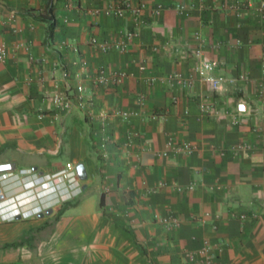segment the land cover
I'll return each mask as SVG.
<instances>
[{"label":"crops","instance_id":"obj_1","mask_svg":"<svg viewBox=\"0 0 264 264\" xmlns=\"http://www.w3.org/2000/svg\"><path fill=\"white\" fill-rule=\"evenodd\" d=\"M261 1L0 0V42L6 46L0 60V167L7 166L0 176L12 174L10 189L5 181L0 187L16 195L23 182L69 162L82 164L86 173L80 193L58 184L62 201L49 205L58 195L37 187L42 200L25 203L23 211L40 205L43 212L0 220V264H188L184 255L206 241L214 264H264ZM115 3L142 5L139 26L127 51L101 53L89 46L92 37L111 41L133 27L129 15L104 13ZM12 12L16 16L8 20ZM50 17L54 31L47 43ZM198 48L201 59L217 63L216 90L196 77ZM98 67L126 79L94 86ZM169 74L192 84L169 86ZM149 77L155 80L148 83ZM78 84L89 108L72 107L51 120V96H71ZM115 111L132 114L122 118ZM101 112L108 118L102 120ZM169 139L195 150H169L162 157ZM56 158L64 161L52 162ZM24 169L33 175L24 178ZM156 215H174L180 226L166 229Z\"/></svg>","mask_w":264,"mask_h":264},{"label":"built area","instance_id":"obj_2","mask_svg":"<svg viewBox=\"0 0 264 264\" xmlns=\"http://www.w3.org/2000/svg\"><path fill=\"white\" fill-rule=\"evenodd\" d=\"M75 3H80L81 0H74ZM74 4H72L73 6ZM177 10L183 11L185 7L183 5H176L175 6ZM143 6L138 5L134 7H128L127 5H124L122 3H115L111 5L108 9L104 10V13L106 15H113L118 18L125 17L126 15H129L130 21L132 23V28L124 31L117 39L111 40V41H103L100 42L95 37H92L88 44L90 47L94 48L95 50H98L101 53H108L110 51H117L120 53H123L128 50L131 42L133 41L134 37L136 36L135 29L139 26V14L142 10ZM257 10L260 13H264V0L259 3V6ZM15 14L12 12L9 14L8 20H13L15 18ZM0 23H2V20L0 18ZM196 39H200L199 35H195ZM200 48L195 49L193 52V56L198 59L197 65L195 67V74L196 77L199 78L202 82L208 84L212 90H216L220 84L219 80L214 77V72L217 67L216 61H205L201 59L200 54ZM6 57V46L5 43L0 42V60H4ZM78 69L80 72H84L86 69V62L84 60H80L78 62ZM140 71H144L145 67L141 65L139 67ZM260 71L264 75V64H261ZM126 74L123 72H111L109 74L106 73L105 69L103 67H98L91 79V83L94 86L98 87H106L107 85L114 84L118 85L122 83L126 79ZM239 77L242 79V75H239ZM155 79L149 77L147 79L148 83H152ZM165 82L169 85H177L179 87L188 88L191 86L192 81L190 79H185L181 77L179 74H169L166 76ZM85 89L81 84H78L75 88V93L71 96L67 94H63L61 92H55L51 98V112H50V119L56 120L58 116L62 113L69 112L72 107H76L79 110H86L89 108V103L84 95ZM258 95L264 99V85L261 83L258 86ZM143 97L140 98V101H143ZM114 115L122 118H128L132 113L127 111H115L113 113ZM109 114L107 112H101L100 118L102 120L107 119ZM238 119H233V124H237ZM167 151L161 153L160 155L162 157L167 156V152L169 150H172L174 153L179 154H191L195 147L191 145L190 143H180V144H174V142L169 139L166 143ZM243 145H239V149L243 148ZM12 174H3L0 176V181H3L4 179L11 178ZM20 175L26 177L32 176L31 170H20ZM79 176L76 172L75 165L71 162L66 164V167L63 170H60L59 172H56L51 175H43L40 177L35 178L33 181L29 182H23L22 187H24L23 192L18 193L16 195L8 196L6 194V191L0 187V220L3 221H9L14 220L17 216H23V217H31L33 215H36L38 213L43 212L46 207H42L40 205H37L35 208H33L31 211H23V206L26 204H32L34 202H39V200H42L39 196L40 192L36 191L37 187H46L44 190H49L50 188L53 189L54 193L58 195V197L55 199V201L50 202L49 205L57 204L61 202V197L59 196V186L58 184H62L64 186L65 190H74L77 193H80V184H79ZM34 182V183H33ZM189 189H192V185L188 187ZM19 196H24L22 199H18ZM47 205V206H49ZM7 208V210H6ZM47 208H50L47 207ZM209 216L208 213L204 214V218H207ZM240 220H245L247 218V215L240 214L238 216ZM154 219L159 222L162 226H164L166 229H175L180 226V221L178 218H176L174 215H156L154 216ZM185 260L188 262V264H214L215 255L212 252L211 246L206 241L202 244V246L194 252H187L185 255Z\"/></svg>","mask_w":264,"mask_h":264},{"label":"trees","instance_id":"obj_3","mask_svg":"<svg viewBox=\"0 0 264 264\" xmlns=\"http://www.w3.org/2000/svg\"><path fill=\"white\" fill-rule=\"evenodd\" d=\"M48 21L49 22H48L47 31H46V42L47 43L51 42V40L53 38V31H54V24H53V21H52V17H50ZM68 206H69V203H66L65 205H63L59 209V211L56 213L55 218L58 219L59 216H61L63 214L64 210H66L68 208ZM22 243H23V241H21L20 243L11 244L10 246H19Z\"/></svg>","mask_w":264,"mask_h":264},{"label":"water","instance_id":"obj_4","mask_svg":"<svg viewBox=\"0 0 264 264\" xmlns=\"http://www.w3.org/2000/svg\"><path fill=\"white\" fill-rule=\"evenodd\" d=\"M6 168H7L6 165H2L0 167V171H4V170H6ZM76 172H77L80 180H84L86 178V173H85V170H84V167L82 164H78L76 166Z\"/></svg>","mask_w":264,"mask_h":264},{"label":"rangeland","instance_id":"obj_5","mask_svg":"<svg viewBox=\"0 0 264 264\" xmlns=\"http://www.w3.org/2000/svg\"><path fill=\"white\" fill-rule=\"evenodd\" d=\"M62 161H64V158H61V159H58V158H56V159H54V160H52V162H55V163H57V164H59V163H61ZM19 169V165L16 167V171ZM21 177L22 176H20L19 177V179H21ZM26 178H29V177H26ZM12 179V177L11 178H7V179H4L2 182H4L5 181V183H8V184H6V186L5 187H7L8 186V189H10L9 188V185H11L12 183H10V180ZM5 187H4V190H5ZM41 194V193H40ZM39 194V196H41ZM80 197L81 196H77V198L74 200V201H78L79 199H80ZM18 199H22L21 197H19Z\"/></svg>","mask_w":264,"mask_h":264}]
</instances>
